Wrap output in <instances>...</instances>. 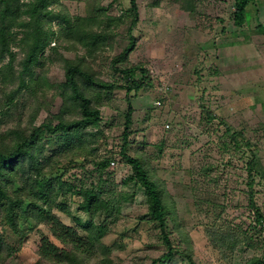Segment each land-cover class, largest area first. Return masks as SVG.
I'll use <instances>...</instances> for the list:
<instances>
[{
  "label": "rangeland",
  "instance_id": "rangeland-1",
  "mask_svg": "<svg viewBox=\"0 0 264 264\" xmlns=\"http://www.w3.org/2000/svg\"><path fill=\"white\" fill-rule=\"evenodd\" d=\"M138 4L136 43L126 66L145 67L150 82L131 97L127 152L145 162L160 181L175 242L193 250L195 264H252L254 257L261 259L259 241L264 235L256 233L261 237H254V246L246 244V232L259 230L247 200L251 179L245 162L251 157L234 146L225 149L219 121L243 130L259 147L261 164L253 176L264 201V34L255 29V8L250 6L246 31L238 35L240 29L231 17L234 0H138ZM46 11L42 28L49 34V44L43 64L18 104L0 114V136L10 128L57 122L63 107L70 109L61 95L66 59H81L102 80H122L112 61L131 40L129 0H48ZM69 21L75 23L72 28ZM15 50L18 73L24 50ZM1 83L0 77V100ZM101 94L95 103L104 118L103 133L89 145L88 154H94L71 163L70 157L60 172L68 169L67 176L76 174L78 183L97 182L101 177L93 163L110 157V174L103 181L107 193L114 191L120 212L109 218L111 230L102 242L94 241L80 225L84 215L77 199L70 196L68 211L55 213L87 242L85 264H151L165 252V243L158 228L148 222L144 192L128 181L132 168L121 154L126 91ZM209 113L217 119L208 120ZM73 116L70 110L65 113ZM40 228L50 235L45 226ZM39 241L38 231L30 233L18 254L19 264H53L38 254ZM170 264L185 263L177 256Z\"/></svg>",
  "mask_w": 264,
  "mask_h": 264
},
{
  "label": "trees",
  "instance_id": "trees-1",
  "mask_svg": "<svg viewBox=\"0 0 264 264\" xmlns=\"http://www.w3.org/2000/svg\"><path fill=\"white\" fill-rule=\"evenodd\" d=\"M261 1L234 0L231 17L233 24L240 29L237 34L243 35L246 31L245 25L251 14L250 6L258 7ZM129 4L132 15L129 30L131 40L112 61L122 80H102L81 59H66V81L61 95L70 109L63 107L57 115V122L45 120L30 129L21 126L10 128L5 136H0V226L4 228V233L0 234V264H19L18 254L24 247L26 238L34 231L40 233L37 251L41 258L53 264H85L83 248L87 242L76 229L65 224L55 213V210L68 211L66 199L70 196L73 201L78 200V210L84 215V220L79 219V223L94 241L102 242L110 233L109 218L114 217L121 209L114 199V191L107 193L103 181L107 179L106 173L110 174L108 168L112 167L111 158L104 157L93 163L101 178L90 184L82 181L78 183L76 174L67 176L68 169L61 172L60 169L70 157L68 161L71 163L76 162L78 157L86 159L94 154H88L89 145L92 139L103 133L104 121L95 100L102 97L101 92L116 89L126 91L127 107L124 113V144L121 154L132 168L128 181H133L143 190L148 206V222L158 228L165 243V252L153 259L151 264H170L177 256L185 264H195L193 250L181 249L175 242L160 181L151 175L145 162L131 156L126 149L133 124L131 97L150 82L149 71L145 67L140 64L126 66L135 48L136 37L133 30L139 21L138 0H129ZM46 10L48 0H0V77L4 90V97L0 100V114L17 105L23 89H28L38 77L37 68L43 64L42 56L49 44V34L42 28L48 13ZM69 24L72 28L75 23L69 21ZM255 29L264 34L262 23L259 22ZM100 36L98 34L96 38ZM15 47L24 50L18 73L15 68ZM9 85L14 86L7 92L5 90ZM69 110L76 116L65 117ZM207 118L214 121L217 116L209 113ZM219 124L224 127L220 136L225 140V149L234 146V149H239L244 154L250 153L251 158L245 162L251 179L247 200L254 210L259 229L251 235L246 232V244L252 247L255 244L254 237H261H256V233L262 232L264 235V230L260 227V222L264 219L261 204L263 193L258 185L255 187L253 176V170L257 171V166L261 164L259 147L243 130H232L223 120ZM98 217L103 218L96 223ZM42 225L51 236L40 228ZM259 242L262 256L261 259L254 257L250 262L252 264L264 263V240Z\"/></svg>",
  "mask_w": 264,
  "mask_h": 264
},
{
  "label": "crops",
  "instance_id": "crops-1",
  "mask_svg": "<svg viewBox=\"0 0 264 264\" xmlns=\"http://www.w3.org/2000/svg\"><path fill=\"white\" fill-rule=\"evenodd\" d=\"M254 8H255V12H256V16H255L256 17V21H258L257 25H258L259 22L264 25V0L261 1V5L260 6H258V7L254 6ZM257 9L259 11H256ZM239 39L240 38H238V41H239ZM261 204H262V206H264V203H261Z\"/></svg>",
  "mask_w": 264,
  "mask_h": 264
},
{
  "label": "built area",
  "instance_id": "built-area-1",
  "mask_svg": "<svg viewBox=\"0 0 264 264\" xmlns=\"http://www.w3.org/2000/svg\"><path fill=\"white\" fill-rule=\"evenodd\" d=\"M160 103V102H159ZM112 164H114V162H112ZM260 227L264 230V219L261 220L260 222Z\"/></svg>",
  "mask_w": 264,
  "mask_h": 264
}]
</instances>
